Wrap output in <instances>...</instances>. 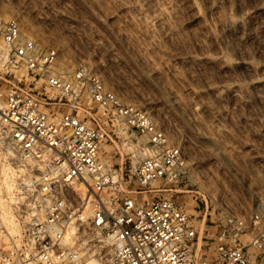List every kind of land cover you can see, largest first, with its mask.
Wrapping results in <instances>:
<instances>
[{
	"label": "rangeland",
	"instance_id": "374dc122",
	"mask_svg": "<svg viewBox=\"0 0 264 264\" xmlns=\"http://www.w3.org/2000/svg\"><path fill=\"white\" fill-rule=\"evenodd\" d=\"M10 16L40 48L56 49L66 72L82 65L99 73L181 145L182 184L160 195L182 202L199 228L215 231L229 213H259L264 227V0H0V17ZM22 74L0 67V85L37 94L47 110H70L58 91ZM75 110L107 126L100 159L132 170L145 147L138 134L128 131L134 145L125 143L123 130L112 127L122 122L111 123L109 111L85 99ZM43 169L41 162L0 163V204L13 216L24 186ZM81 184L64 191L74 205L85 195ZM74 246L80 263L106 264L112 249L104 233L86 228Z\"/></svg>",
	"mask_w": 264,
	"mask_h": 264
},
{
	"label": "built area",
	"instance_id": "2783aa9c",
	"mask_svg": "<svg viewBox=\"0 0 264 264\" xmlns=\"http://www.w3.org/2000/svg\"><path fill=\"white\" fill-rule=\"evenodd\" d=\"M0 67L21 77L25 71L70 106L60 113L47 110L37 94L0 85V163L44 164L24 186V201L14 205L17 233L0 223L1 238L8 240L5 246L0 239V264H76L74 244L85 228L111 242L106 264H264L259 213L225 214L215 231L201 230L182 202L160 195L182 184L183 149L146 110L107 88L99 73L82 65L66 72L56 49H42L22 34L14 16L0 17ZM81 99L109 111L111 123L120 120L124 126H112L115 130L145 137L148 150L132 170L100 159L108 129L96 117L76 114ZM125 143L134 145L132 134ZM76 181L88 186L79 205L64 192ZM71 228L75 232L68 235Z\"/></svg>",
	"mask_w": 264,
	"mask_h": 264
},
{
	"label": "bare ground",
	"instance_id": "6f19581e",
	"mask_svg": "<svg viewBox=\"0 0 264 264\" xmlns=\"http://www.w3.org/2000/svg\"><path fill=\"white\" fill-rule=\"evenodd\" d=\"M23 34V33H22ZM25 35V34H24ZM59 67H61V65H58ZM62 68V67H61ZM123 135L126 136L127 132L123 131ZM138 140L141 141L144 144V151L147 152L148 147L146 144V139L143 136L137 135ZM2 171H9V167H6L5 169H2ZM7 173L8 172H4V185L6 186L7 190L9 188H11L12 182L7 181ZM28 181V180H27ZM82 187L85 189H87V184H81ZM5 206L3 205V203L0 204V209H1V216H0V223L4 226V228L7 230L8 233L10 234H14L17 233L18 231V224L15 221V218L13 216V214L11 213V211H9L8 209L4 208ZM2 217V218H1ZM16 223V224H15ZM17 225V226H16ZM202 230V229H201ZM75 232L73 228H71V230L68 232V235H70L71 233ZM68 237V236H67ZM79 255V254H78ZM25 264H41V263H37L34 262L32 260L27 261ZM76 264H100L97 263L94 259H91L89 261H85L83 263H80V261H78Z\"/></svg>",
	"mask_w": 264,
	"mask_h": 264
}]
</instances>
